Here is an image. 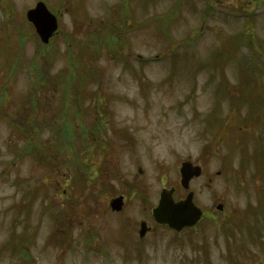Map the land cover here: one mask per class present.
<instances>
[{
    "label": "rangeland",
    "instance_id": "1",
    "mask_svg": "<svg viewBox=\"0 0 264 264\" xmlns=\"http://www.w3.org/2000/svg\"><path fill=\"white\" fill-rule=\"evenodd\" d=\"M46 2L49 46L0 16V264H264V0ZM186 157L203 218L139 237Z\"/></svg>",
    "mask_w": 264,
    "mask_h": 264
},
{
    "label": "water",
    "instance_id": "2",
    "mask_svg": "<svg viewBox=\"0 0 264 264\" xmlns=\"http://www.w3.org/2000/svg\"><path fill=\"white\" fill-rule=\"evenodd\" d=\"M28 18L31 20L40 36L47 42L57 29L58 21L55 13L50 11L45 2L38 1L36 6L28 10ZM202 168L199 164L193 163L190 159H185L180 167V181L188 187L189 179L194 175H199ZM175 186L163 187L159 193L158 203L152 208L153 215L158 222L168 223L177 229L184 225L194 224L202 216V208L193 200V191L189 190L185 197L175 199L173 192ZM123 203V195L113 197L110 205L113 209H120ZM221 207V204L218 205ZM149 229L146 221L141 222L139 232L141 235Z\"/></svg>",
    "mask_w": 264,
    "mask_h": 264
},
{
    "label": "flooded vegetation",
    "instance_id": "3",
    "mask_svg": "<svg viewBox=\"0 0 264 264\" xmlns=\"http://www.w3.org/2000/svg\"><path fill=\"white\" fill-rule=\"evenodd\" d=\"M4 1L5 0H0V16L1 17H6L7 18V20L6 21H4L3 23H2V28L5 30V35H6V41L8 42V43H10V34H13V35H16V36H18V38H17V44H21L22 43V47H23V45L25 44L24 43V39H25V36H26V34H29L30 32L33 34H35L36 35V32H35V29H34V26L31 24H29V22L28 21H24V19H22V18H26V10L29 8H27L26 10H25V14L23 13L24 11H22L21 12V20H20V16L17 14V11H15V10H11V6H8L7 7V5H5V3H4ZM10 1H12V0H6V2H10ZM66 9H68V7H66ZM55 11V10H54ZM57 12V16H58V22H60L61 21V15H62V11H60V10H57L56 11ZM25 16V17H24ZM28 24H27V23ZM59 28H58V30L55 32V34H54V36H52L51 38H50V42L52 41V39L55 37V36H57L58 35V33H59V31H60V24H59V26H58ZM67 36V35H66ZM68 36H71L70 34L68 35ZM67 36V37H68ZM2 44H3V40H2ZM2 44H0L1 46H2ZM90 44V43H89ZM7 46H8V44H7ZM19 58H17L16 60H18ZM87 124V121H85V123H84V125H86ZM89 132H90V129H89V127L86 125V128H85V130H84V137L83 138H81L82 140L81 141H102L99 137H97V135H96V137H90V134H89ZM86 153H87V155H90V153H91V148H88V149H86ZM91 155H93V153L91 154ZM184 159H190V160H192L193 161V163H198V164H200L201 165V167H202V173H203V164H202V161L201 160H199V159H192V158H190V157H186V158H184ZM183 159V160H184ZM139 170L140 171H143L142 170V168H139ZM218 172V171H217ZM201 175V174H200ZM195 177H198V176H195ZM209 179L211 180V177H209ZM182 188V191H183V195H181V196H179V197H175V195H174V192H175V190H174V192H173V195H174V198H176V199H178V198H182V197H184L185 196V194H186V192H187V190L189 189V188H186V187H184V186H181ZM175 189H176V186H175ZM117 195H123V203H122V207L120 208V209H113L112 207H110V201H109V207L111 208L110 210L111 211H114V212H117V213H121L122 212V210H123V208H124V206H125V203H127V194H126V192L125 191H120V192H118V193H114L113 195H110L109 197H108V200H110L112 197H114V196H117ZM143 205H142V207L148 212V216H149V219H150V221L148 220V218H141L140 220H139V227L137 228V232L139 231V229H140V227H141V222L142 221H146V225L147 226H149V229H147V231H149L150 229H152V228H156L157 227V225H161V226H167L168 228H170V229H172V230H174L173 228H171V227H169L167 224H162V223H158L156 220H155V217H154V215H153V211H152V207H153V205H150V203H148V202H145V203H142ZM221 210V209H220ZM203 213H204V210H203ZM122 218H124L125 220H126V218L125 217H122ZM152 220H154V222H152ZM151 222V223H150ZM198 223H199V221H197L195 224H194V226H184L183 228H194V227H196L197 225H198ZM182 228V229H183ZM146 231V232H147ZM174 231H176V230H174ZM181 231V230H180Z\"/></svg>",
    "mask_w": 264,
    "mask_h": 264
},
{
    "label": "trees",
    "instance_id": "4",
    "mask_svg": "<svg viewBox=\"0 0 264 264\" xmlns=\"http://www.w3.org/2000/svg\"><path fill=\"white\" fill-rule=\"evenodd\" d=\"M242 76V75H241ZM242 81H240V83H241ZM240 83H239V85H240ZM238 88H241V86H238ZM243 94V93H242Z\"/></svg>",
    "mask_w": 264,
    "mask_h": 264
}]
</instances>
